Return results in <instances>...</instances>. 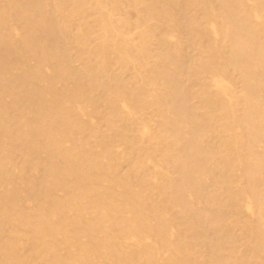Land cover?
<instances>
[{
	"label": "bare ground",
	"instance_id": "1",
	"mask_svg": "<svg viewBox=\"0 0 264 264\" xmlns=\"http://www.w3.org/2000/svg\"><path fill=\"white\" fill-rule=\"evenodd\" d=\"M0 264H264V0H0Z\"/></svg>",
	"mask_w": 264,
	"mask_h": 264
}]
</instances>
